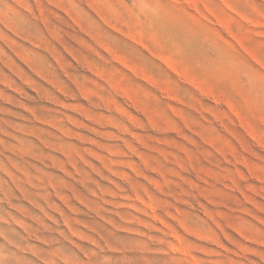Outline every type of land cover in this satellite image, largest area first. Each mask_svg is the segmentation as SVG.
I'll return each mask as SVG.
<instances>
[{"label":"rangeland","instance_id":"1","mask_svg":"<svg viewBox=\"0 0 264 264\" xmlns=\"http://www.w3.org/2000/svg\"><path fill=\"white\" fill-rule=\"evenodd\" d=\"M0 264H264V0H0Z\"/></svg>","mask_w":264,"mask_h":264}]
</instances>
